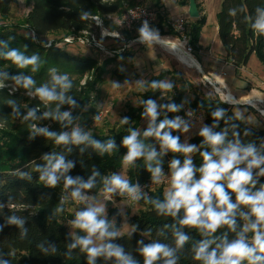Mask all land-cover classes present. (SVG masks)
I'll list each match as a JSON object with an SVG mask.
<instances>
[{
    "label": "trees",
    "instance_id": "obj_1",
    "mask_svg": "<svg viewBox=\"0 0 264 264\" xmlns=\"http://www.w3.org/2000/svg\"><path fill=\"white\" fill-rule=\"evenodd\" d=\"M17 1L0 0V15L2 17L9 15L12 5ZM30 1L32 8L22 25L0 24V52L15 48L26 56L36 54L40 57L39 70L33 73L30 67L21 69L0 56V74H6V76H0L4 85L0 88V205H3L0 207V228H2L0 230V261H6L7 264H87L86 253L81 252L79 248L69 249V245L73 243V235L69 232L64 221H71L74 219V215L66 212L64 204L65 202L71 203L67 200L71 189H64L63 179L56 187L45 185L39 180L40 173L37 171V167L46 163L43 159L45 155L59 154L63 155L66 161L74 163V167L66 174L72 178L80 177L86 182L93 172H99L96 177V186L87 192V195L97 198L103 193V178L117 172L123 164L122 157L127 149L122 146V140L131 129H137L140 126L144 104L141 103L140 107H142L139 109L133 107L129 109L127 117L130 120L123 128L105 134H90L93 139L102 143H106L109 139L115 141L116 149L104 155H100L88 145H57L54 139L40 134L32 135L30 125L35 121H25L23 117L30 109L36 107L42 110V113L37 117L49 110L41 101H38L39 98L35 95L32 100L30 93H34L36 87L49 83L52 69H55L58 74H68L73 81V88L68 95L73 97L77 106L70 107L68 104L61 106L62 112H71L72 124L70 125L64 126L51 118L43 120H46L47 129L57 134L67 132L71 128L91 101L92 82L87 81L82 84L81 81L86 73L97 67L98 62L91 57L72 54L65 48L66 45L56 46L54 44L48 47V42L49 40L62 42L68 36L82 32L93 33L96 29L95 17L106 20L118 16L130 4V0ZM196 1L201 14L203 11L201 0ZM178 4L182 8L186 7L189 5V0H178ZM158 5L157 3L156 6ZM257 7H264V0H223L218 14L219 40L226 52L227 59L237 68L247 66L253 54H256L264 65V36L256 34L250 25ZM233 9L236 10L235 15L230 13V10ZM155 12L157 13V22L153 29L158 30L161 35L175 36L176 32L166 15L161 10ZM84 13L89 14L87 18H82ZM206 23L207 16L201 15L199 19L188 24L190 44L194 51H198L201 33ZM110 26L112 30L120 31L127 36H131V33L136 34L123 31L117 25ZM122 47L111 49L118 50ZM125 52L126 50L123 53ZM123 53L117 54L116 58H113H121ZM113 58L109 60L112 61ZM169 74V71L163 72L148 80L146 86L149 91L141 96L142 102L157 97L155 92L158 90L151 89L150 83L154 80L163 81ZM19 75L32 76L35 81L34 87L24 89L16 85L12 77ZM187 93V88H183L165 101L164 104L181 105L178 112L166 113L168 119H174L176 116L185 118L186 108H189L193 112L202 113L204 125L211 126L214 122L211 113L221 108L225 110L226 115L220 121L216 131L227 126L229 127V139L232 138L231 133L234 130L240 133V139L246 143L253 142L257 147L264 144V129L254 130L243 118L234 113L233 107L224 103L219 97L196 95L192 101L186 104ZM9 100L15 103L16 111L8 103ZM54 106L53 104L51 107L54 108ZM163 118L164 112L162 111L160 119ZM225 120L228 121L227 125ZM232 124H236L238 127L232 129ZM245 130L249 131L250 135L245 136ZM198 133L190 139L189 144L198 146L201 144L202 138ZM172 135L179 136L180 142L183 143L179 131H173ZM145 143L153 145L159 150V143L154 138L145 140ZM81 148L84 149L83 152H81ZM69 149L71 150L69 151ZM203 150L204 148H201V151ZM174 157L183 162L182 154L169 152L162 157L164 172L170 171L169 163ZM192 159L197 167L202 163L199 152L192 154ZM129 181L139 185L152 181L143 160H137L135 166L130 167ZM260 183H264V177L260 178ZM163 188L164 186H160L149 191L145 195L148 199L138 202L145 207V210L129 219V223L135 231L118 236L112 241L121 245L125 252L130 253L139 264H143V256L138 251L140 247L138 241L143 240L145 244L159 241L174 246L171 228L165 229L164 227L166 224L172 225L174 221L171 217L157 215L154 206L149 202L152 199L162 200ZM62 200L63 204H61ZM60 207L63 208V211L58 212L57 209ZM12 216L24 221L23 228L8 223V219ZM116 217H120L119 210L110 208L107 215L108 220L111 222ZM115 228L120 230L119 226H115ZM161 230H164V236L159 235ZM183 231L189 235L190 240L178 253V264H199L192 258V248L202 237L195 229L185 228ZM225 231L226 229L222 228L216 235H222ZM146 232L149 235H145ZM75 235H84V233L77 229ZM233 238H235V234L229 233V239ZM95 264H115V262L100 257L97 258Z\"/></svg>",
    "mask_w": 264,
    "mask_h": 264
},
{
    "label": "clouds",
    "instance_id": "obj_2",
    "mask_svg": "<svg viewBox=\"0 0 264 264\" xmlns=\"http://www.w3.org/2000/svg\"><path fill=\"white\" fill-rule=\"evenodd\" d=\"M230 13L235 15L236 10H230ZM88 15L84 13L82 18H87ZM250 25L256 34L264 36V7L256 8ZM138 31L139 41L142 43L165 44L158 30L150 28L147 21L143 22ZM0 56L21 69L30 67L33 73L39 70L40 57L36 54L26 56L20 50L13 48L0 52ZM12 79L16 85L24 89H31L35 85L30 75H19ZM137 83L143 91L144 82ZM3 86V81L0 79V88ZM119 87V83H112L113 89ZM150 87L169 92L173 84L154 80L150 83ZM72 88L73 81L68 74H58L52 69L50 82L36 87L35 92L30 93L38 97L49 110L37 117V109H30L23 119L35 121L51 118L64 126L72 124L71 112L61 111V106L64 104L70 107L77 106L73 97L68 95ZM8 103L16 111L15 103L11 100ZM142 103L144 104L142 115L148 120L147 128L143 132L131 129L123 138L122 146L127 151L122 157V163L127 168L135 166L137 160H143L146 170L151 175L152 183L154 185L166 183L163 199H152L149 202L154 206L157 215L171 217L174 221L172 225L164 226L165 229L171 228L174 246L159 241L148 244L143 240L138 241L140 245L138 251L143 256V264H158V262L178 264V253L190 240L189 235L183 231L185 228L195 229L202 237L192 248V258L199 264H264V183H260V178L264 177V144L257 147L253 142L246 143L240 139V133L234 130L231 133L232 138L229 139L227 126L216 131L226 115L225 110L221 108L211 113L214 121L211 126H201L198 135L202 141L199 146L181 143L179 136L172 135V132L186 133L190 125L180 116L168 119L166 115L167 112H178L181 105L175 103L157 105L151 99ZM53 104L54 108L51 107ZM162 111L164 118L160 119ZM95 119L99 120V116ZM128 122V117L120 121L122 125ZM225 124H228L227 120ZM237 127L236 124L231 125L232 129ZM30 128L32 135L40 134L54 139L57 145H88L100 155L111 153L117 147L114 140L109 139L106 143H102L93 139L79 126L73 127L70 132L60 134L51 132L45 127H38L35 123L31 124ZM244 135L248 136L250 132L245 130ZM149 138H154L159 143V150L145 143ZM201 148L204 150L201 151ZM83 151L84 149L81 148V152ZM169 152L182 154L184 159L181 162L174 157L169 163L170 175L166 177L162 157ZM196 152H199L202 158L199 167L192 159V154ZM43 159L46 163L37 167L40 173L39 180L49 187H56L63 179L64 189H71V199L84 206L75 212L74 219L70 221L71 226L84 235L73 234V243L69 245V249L79 248L81 252L86 253L87 264H95L100 257L114 260L115 264H139L121 245L112 242L121 233L108 220L104 203L87 195V192L96 186L99 172H93L85 182L80 177L72 178L66 175L74 167V163L66 161L63 155H45ZM102 182V191L106 198L112 195H126L136 202L148 199L139 184H132L124 175L113 173L104 177ZM63 202L62 200L61 204ZM57 211H63V208L60 207ZM8 223L23 228L24 221L12 216L8 219ZM222 228L226 231L217 236V232ZM229 233H234L235 238L229 239ZM144 234L149 235L147 232ZM164 234V230L159 232L160 236ZM0 264L7 262L0 261Z\"/></svg>",
    "mask_w": 264,
    "mask_h": 264
},
{
    "label": "rangeland",
    "instance_id": "obj_3",
    "mask_svg": "<svg viewBox=\"0 0 264 264\" xmlns=\"http://www.w3.org/2000/svg\"><path fill=\"white\" fill-rule=\"evenodd\" d=\"M200 2L203 10L200 15L205 14L207 16V23L203 29L201 38L200 45L203 46L202 51H195L193 55L201 64V70H197L195 67L189 68L185 66L178 60L170 48L167 49L153 44H134L118 59H115L116 57H111L99 48L92 47L90 44L81 47L77 46L78 43L66 44L65 48L72 54L91 57L98 62L97 67L86 73L84 79L81 81L82 84H85L87 81L92 82L90 104L81 112L79 119H77L67 132H70L72 128L76 126H79L89 134H105L123 128L126 124L122 125L120 121L128 116L129 109L131 107L135 109L142 107H140L142 103L141 96L149 91L146 86L148 80L163 72H170L163 81L171 82L173 88L169 92H162L160 89H157L158 91L155 92L157 97L153 98L157 105H164L165 101L168 100L171 95L178 90H183V88H187L188 91L186 94V104L192 101L196 95L214 97L215 95L204 85L203 76L204 74H208L209 66L212 67L211 70H214L215 76L219 77L222 73V71H220L221 67L216 69V61L210 57L207 58L206 55L210 54H208L206 45L212 46V50L216 54L223 52L222 55L225 57V50L218 37V14L221 10L223 0H201ZM129 3L130 4L122 11L123 14L127 10L135 7H145L155 11L161 10L171 23L181 18L187 20L188 24L194 21L188 14L189 5L183 7V9L179 6L178 0H130ZM157 3L159 4L158 6H156ZM31 8L32 4L30 0H18L17 3L12 5L9 15L5 17L0 15V24L14 26L19 24L22 25ZM121 14L106 20L100 19L101 26L96 27L92 34L97 42L99 41L110 48H120L137 36L132 33L131 36L122 34L123 41L122 39L121 41L119 39L115 41L113 40L114 37L104 39L105 36H109V33L115 32L110 25L118 26ZM159 34L161 37H175L173 35L165 36L161 35V33ZM51 37L54 38V36ZM111 58H113L112 61L109 60ZM222 69L226 74L225 77L223 76V79L231 93L237 99L243 100V98L248 97L264 100V65L256 54H253L248 65L240 68V70L229 64H226ZM138 81L144 82L145 89L143 91L140 90L137 83ZM113 82L119 83L120 87L113 89ZM184 85H186V87H184ZM241 95H244L243 98H239ZM30 98L34 100L35 97L31 95ZM35 109H37V116L42 113L39 107ZM233 111L237 116L243 118L254 130L259 131L264 129V116H262L257 109L243 104L234 106ZM199 115H201V117ZM96 116H99V120L95 119ZM183 119L190 125V128L186 133L179 132L182 136L183 143L189 144L190 139H192L199 132L201 126L204 125V116L202 113L198 114L186 108V117ZM45 123L46 120L43 119L35 120V124L38 127L47 128ZM147 124V118L143 117L140 126L136 130L143 132L147 128ZM130 167L131 166L125 168L122 164L115 173L124 175L125 178L129 180ZM164 173L166 177L170 175V171ZM150 183L153 185L152 190L164 186L162 189L164 192L167 187L166 183L161 185H154L152 181ZM95 199L104 203L106 207V216L110 208H117L119 210L120 217L113 218L111 223L114 224V226H119L120 236L129 234L133 231L129 219L145 210V207L141 203L120 199L117 195L106 198L104 194L101 193ZM108 202H112V204L108 205ZM71 203L65 202L64 208L68 214L75 215V212L81 207L75 203ZM64 224L72 235L76 234L77 229L71 226L70 221H64Z\"/></svg>",
    "mask_w": 264,
    "mask_h": 264
},
{
    "label": "built area",
    "instance_id": "obj_4",
    "mask_svg": "<svg viewBox=\"0 0 264 264\" xmlns=\"http://www.w3.org/2000/svg\"><path fill=\"white\" fill-rule=\"evenodd\" d=\"M95 26L100 27L101 22L99 17H95ZM147 21L150 28L153 29L155 23L157 22V13L154 10H150L145 7H135L132 9L127 10L123 16L119 19L118 21V26L121 30L123 31H128V32H135L136 37L133 38L129 43L123 45L121 49L118 50H113L110 47L105 46L101 42H97L95 40V37H93V33L89 32H82L80 34H74L71 35L67 38L64 39L62 42H55V41H50L48 42V47L52 45L56 46H62L66 44H74L78 43L80 46H84L86 44L92 45V47H96L101 49L102 51L106 52L109 54L111 57H115V55L123 53L125 50L131 48L134 44H147V43H142L139 41V28L142 26L143 22ZM173 29L176 32V35L174 38L171 37H161L163 41H165L164 45L161 44H153V45H158L161 47L165 48H170L171 45H178L182 46L183 49L185 50V53L189 56H192L195 58L193 55L195 53L193 47L190 44V36H189V29H188V22L185 19H178L171 23ZM122 32L120 31H115L112 33H109V36H105V38H110L114 37L113 40L117 41L118 39L121 41L124 40L122 38ZM35 36V34H34ZM113 44V43H112ZM116 44V43H115ZM196 62L200 66L201 70V64L199 61L195 58ZM223 76L225 77L226 74L222 72L219 77L212 75V74H204L203 80H204V85L208 87V89L217 97H219L224 103L227 105L234 107L238 105H247L250 106L254 109H257L262 116H264V100L263 99H253V98H243L237 99L230 91L229 87L226 85L225 80L223 79ZM200 114V113H198ZM201 117V115H199ZM141 191L146 195L148 194L149 191L152 190L153 185L151 183H147L144 185H139ZM90 196V195H89ZM118 198L120 199H126L130 202H136L130 200L126 195L125 196H120L117 195ZM67 200L75 203L76 205H79L81 208L84 206L82 204H77L74 200L71 199L70 194L67 196Z\"/></svg>",
    "mask_w": 264,
    "mask_h": 264
},
{
    "label": "crops",
    "instance_id": "obj_5",
    "mask_svg": "<svg viewBox=\"0 0 264 264\" xmlns=\"http://www.w3.org/2000/svg\"><path fill=\"white\" fill-rule=\"evenodd\" d=\"M184 9V8H183ZM203 15H205V14H203ZM206 16V15H205ZM206 26V25H205ZM202 33H203V31H202ZM202 33H201V37H200V42H199V46H198V52L200 51H202V45H200L201 44V38H202ZM222 44V43H221ZM222 47H223V45H222ZM206 49H207V51H208V54H210V55H206L207 56V58H211V59H213V60H215L216 61V63H217V66H216V69L217 68H220L221 67V69H220V71H222V72H224L223 71V69L222 68H224V66L226 65V64H229V65H233L232 63H231V61L230 60H227V57H226V52H225V57L222 55L223 54V52H219L218 54H216L213 50H212V46L210 47V46H208V45H206ZM224 49V48H223ZM234 66V65H233ZM211 68L212 67H208V69H209V71H208V73L209 74H212V75H215V73H214V70H211ZM237 68V67H236ZM238 70H240V68H237ZM225 73V72H224ZM243 96L244 95H241V96H239V98H243Z\"/></svg>",
    "mask_w": 264,
    "mask_h": 264
},
{
    "label": "bare ground",
    "instance_id": "obj_6",
    "mask_svg": "<svg viewBox=\"0 0 264 264\" xmlns=\"http://www.w3.org/2000/svg\"><path fill=\"white\" fill-rule=\"evenodd\" d=\"M168 49V48H167ZM170 50L173 51L174 55L178 58V60L183 63L185 66L195 67L197 70H200V66L196 62L195 58L192 56H189L185 53V50L182 46L178 45H171ZM171 51V52H172ZM172 53V54H173Z\"/></svg>",
    "mask_w": 264,
    "mask_h": 264
},
{
    "label": "water",
    "instance_id": "obj_7",
    "mask_svg": "<svg viewBox=\"0 0 264 264\" xmlns=\"http://www.w3.org/2000/svg\"><path fill=\"white\" fill-rule=\"evenodd\" d=\"M188 14L191 19L197 20L200 18V12L198 9V4L196 0H189V9ZM112 202H108V205H111Z\"/></svg>",
    "mask_w": 264,
    "mask_h": 264
}]
</instances>
